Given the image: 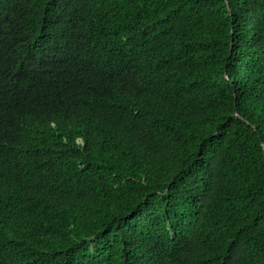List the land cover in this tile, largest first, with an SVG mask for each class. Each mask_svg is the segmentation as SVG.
<instances>
[{"label": "trees", "instance_id": "trees-1", "mask_svg": "<svg viewBox=\"0 0 264 264\" xmlns=\"http://www.w3.org/2000/svg\"><path fill=\"white\" fill-rule=\"evenodd\" d=\"M0 264H264V0H0Z\"/></svg>", "mask_w": 264, "mask_h": 264}]
</instances>
